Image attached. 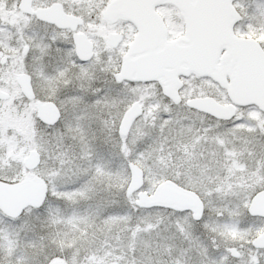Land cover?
I'll use <instances>...</instances> for the list:
<instances>
[{"label":"snow or ice","instance_id":"1","mask_svg":"<svg viewBox=\"0 0 264 264\" xmlns=\"http://www.w3.org/2000/svg\"><path fill=\"white\" fill-rule=\"evenodd\" d=\"M0 264H264V0H0Z\"/></svg>","mask_w":264,"mask_h":264}]
</instances>
